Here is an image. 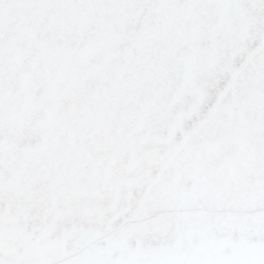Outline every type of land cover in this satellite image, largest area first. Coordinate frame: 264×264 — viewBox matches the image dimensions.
<instances>
[{
  "label": "water",
  "instance_id": "1",
  "mask_svg": "<svg viewBox=\"0 0 264 264\" xmlns=\"http://www.w3.org/2000/svg\"><path fill=\"white\" fill-rule=\"evenodd\" d=\"M0 264H264V0H0Z\"/></svg>",
  "mask_w": 264,
  "mask_h": 264
}]
</instances>
